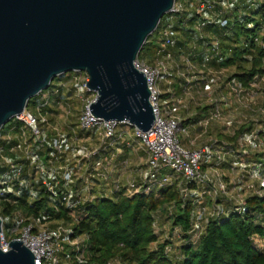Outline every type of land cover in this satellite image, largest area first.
Returning a JSON list of instances; mask_svg holds the SVG:
<instances>
[{"label": "built area", "instance_id": "2783aa9c", "mask_svg": "<svg viewBox=\"0 0 264 264\" xmlns=\"http://www.w3.org/2000/svg\"><path fill=\"white\" fill-rule=\"evenodd\" d=\"M263 2L249 0L248 8L259 12ZM239 4L240 0H177L167 13L158 33L155 64L149 65L139 58L135 62L136 68L145 74L151 92L150 103L156 121L150 131L144 132L128 122L106 121L92 115L89 105L97 101L98 93L87 85L90 76L85 71L59 75L60 80L50 84L47 96L42 91L37 114L26 107L11 120L13 123L8 129L3 127L0 162L4 172L0 177V195L26 192L33 204L42 192L56 212L65 210L71 218V222L48 221V214L41 219L19 214L11 230L15 235L13 239L7 236L2 218L3 252L10 251L12 240H19L34 253L35 264H71L73 261L88 264V237L77 234L73 223L81 219L85 205L122 191L134 196L176 185L183 205L194 193L190 215L193 240L201 238L209 219L220 214L224 202L229 201L235 211L241 212L247 203L246 197H264L262 165L238 161L250 153V148L264 150V125L258 119V115L264 116V108L258 102L264 95V61L263 73L258 72L244 85L234 79L231 67L213 64L223 54L217 36L206 44L205 56L200 61L193 58L200 48L195 42L189 44L192 53L180 57L169 50L176 39V26H189V21L193 20L196 40L205 41L209 37L205 32L207 26L225 29L233 16L237 20L243 17V10L236 8ZM188 12L190 16L186 15ZM228 33L230 31H226ZM243 45L264 49V32L262 35L254 33ZM176 78L181 88L179 93L174 88L172 95L168 85ZM68 92L81 104L76 123L72 121L76 108L64 98ZM57 98H62L59 107L62 124L52 113V100ZM193 106L206 108L207 113L196 112ZM183 112L187 118L182 117ZM250 123L255 129L238 137L236 142L210 134L214 125L222 135L234 137L239 127ZM191 128L200 130L199 138H206L198 147L199 138L190 140L189 148L183 144L182 137L189 136ZM233 146L237 147L236 151ZM125 150L137 160H145V169L140 170L138 177L133 170L129 171L123 183L120 177L114 178V169L118 160H123L122 168L129 169L131 157L120 158ZM227 160L234 161L229 181L221 167ZM175 209L174 204L169 207L170 216ZM154 227L159 232L158 219ZM66 245L71 252H67ZM171 251V248L166 249L167 253ZM106 264L122 263L114 259Z\"/></svg>", "mask_w": 264, "mask_h": 264}, {"label": "trees", "instance_id": "16d2710c", "mask_svg": "<svg viewBox=\"0 0 264 264\" xmlns=\"http://www.w3.org/2000/svg\"><path fill=\"white\" fill-rule=\"evenodd\" d=\"M248 1L240 0L236 8L242 9L244 15L240 20L233 16L229 27L224 29L216 25L207 26L205 32L209 37L205 41L196 40L197 36L192 28L193 20L189 21V26H176V39L169 50L175 57H180L192 53L189 44L195 42L200 48L193 58L200 61L205 56L206 44H209L211 37L217 36L221 40L223 54L213 64L216 67H231L234 79L247 85L258 72L263 73L264 61V49L253 45L246 48L243 45L254 33L262 35L264 32V2L258 12L248 8ZM166 16L167 14L148 38L140 53V60L144 61V58L149 57L152 62L156 59L158 33ZM249 25H253V28ZM226 31L230 33L226 34ZM260 106L264 108V104ZM258 119L264 125V116L258 115ZM253 125L250 123L239 127L230 140L236 142L238 137L250 133L255 129ZM233 149L236 151L237 147L233 146ZM238 161L244 164H260L264 172L262 149L250 148V153ZM232 163L233 160H227L221 166L224 171L229 172L226 175L228 181L232 178ZM3 172L4 169L0 167V177ZM103 188H107L106 184ZM190 196L189 201L183 205L180 190L174 185L134 196H128L122 191L85 205L81 219L73 223V228L77 234L88 237V264H106L114 259L122 264H264V197H246L247 203L241 212L235 211L229 201L224 202L220 214L209 219L201 238L193 240L190 233V215L196 196L194 193ZM172 204L176 209L170 216L169 207ZM19 214L39 219L48 214V221L71 222L65 210L56 212L52 208L45 193L41 192L33 204H30L26 192L0 195V216L4 219V229L5 219H11L14 225ZM156 219L159 222V232L154 227ZM169 222L172 227L168 231L166 225ZM167 248L172 251L167 253ZM71 264L77 263L73 261Z\"/></svg>", "mask_w": 264, "mask_h": 264}, {"label": "water", "instance_id": "95a60500", "mask_svg": "<svg viewBox=\"0 0 264 264\" xmlns=\"http://www.w3.org/2000/svg\"><path fill=\"white\" fill-rule=\"evenodd\" d=\"M177 0H0V132L55 77L85 71L96 118L144 132L155 120L147 78L135 62ZM0 264H35L19 240Z\"/></svg>", "mask_w": 264, "mask_h": 264}, {"label": "rangeland", "instance_id": "374dc122", "mask_svg": "<svg viewBox=\"0 0 264 264\" xmlns=\"http://www.w3.org/2000/svg\"><path fill=\"white\" fill-rule=\"evenodd\" d=\"M182 1V0H181ZM255 17H257V15H254ZM178 51H180V50H178ZM144 61L147 63V64H149V65H154L155 64V60H153L152 62H151V59L149 58V57H146V58H144ZM69 73V72H68ZM60 78H61V76H57V77H55V79L53 80V82H52V85L53 84H55V83H57V81L58 80H60ZM180 83V81H179V79H174L172 82H171V84H169L168 86L169 87H171V89H172V95L174 94V88H175V85L176 84H179ZM51 87V86H50ZM48 88V89H46V90H44L43 92L45 93V96H47L48 94H49V90L51 89V88ZM43 92L42 93H40V94H38V95H36L35 97H33V98H31V100L29 101V103H28V106H27V109L29 110V111H32L33 113H35V114H37V112H36V107L39 105V104H41V102H42V94H43ZM65 99H67V100H69L72 104H73V106H75V108H76V112H75V114H74V116H73V118H72V121L74 122V123H76V120H77V117H78V113H79V111H80V108H81V104H80V102L78 101V100H76V99H73L72 98V95H71V93L70 92H68L67 94H66V97H64ZM69 98V99H68ZM62 100V98H57V99H55V101H53L52 100V106H53V108L52 109H54V111L52 112L53 113V115H54V119L57 121V122H59L60 124H62L63 123V117H62V115H61V109L59 108L60 107V104H61V101ZM64 101V100H63ZM258 101V100H257ZM60 102V103H59ZM259 104L261 105H263L264 104V95H262V97H260V99H259ZM12 121H9L5 126H4V128H6V129H8L11 125H12ZM262 128H264V126H262ZM4 131L2 130L1 132H0V148H1V146L3 145L2 144V141H1V134L3 133ZM1 162H0V167H1ZM227 181H228V179H227ZM12 191H15V189L12 187V189H11ZM172 223H167V225H166V228H167V230L169 231V229L171 230V227H172V225H171ZM12 228H13V221L11 220V219H5V230H6V233H7V235L8 236H10V237H15V235L13 234H11V230H12ZM173 231V230H172ZM66 248H67V252H71V248L69 247V246H67L66 245ZM176 248H177V250H178V246L176 245ZM176 250V251H177Z\"/></svg>", "mask_w": 264, "mask_h": 264}, {"label": "crops", "instance_id": "0c3cea01", "mask_svg": "<svg viewBox=\"0 0 264 264\" xmlns=\"http://www.w3.org/2000/svg\"><path fill=\"white\" fill-rule=\"evenodd\" d=\"M180 86L178 84L175 85V91L176 93H179L180 91ZM163 89H164V92L166 93V86H163ZM192 110H195L196 112H200V113H203V114H206L207 113V109L206 108H196V107H192ZM187 114L185 112L182 113V117L184 118H187ZM189 136L185 137L183 136L182 137V140H183V144L184 146L186 147H191L190 146V140L192 139H195V138H199L200 136V130L197 129V128H191L189 130ZM216 134L218 137L220 138H224L226 140H230V137L228 135L224 136L220 133L219 129L216 128V126L213 125L212 129L210 130V134ZM205 137H202V138H199L198 141H197V146L198 147L199 145H201L204 141H205ZM131 157V160H129L130 162V165H129V169L126 170V168H122L120 166V164L122 163L123 160H118L115 164V169H114V178H119L122 180V182H126L127 179H128V176H129V171L133 170V174L135 175V177H138V173L140 172V170H144L145 169V160H137V158L133 155H129V151L128 150H125L124 151V154H121L120 158L121 159H124L126 157ZM142 167V169H141ZM140 168V169H139ZM225 175H227L229 172L228 171H224ZM229 175V174H228ZM108 185V183L106 184V186Z\"/></svg>", "mask_w": 264, "mask_h": 264}]
</instances>
